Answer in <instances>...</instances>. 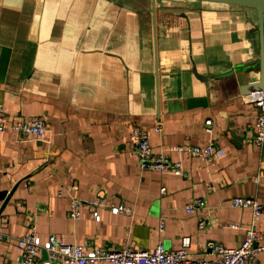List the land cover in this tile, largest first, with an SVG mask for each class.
Instances as JSON below:
<instances>
[{"label": "crops", "instance_id": "1", "mask_svg": "<svg viewBox=\"0 0 264 264\" xmlns=\"http://www.w3.org/2000/svg\"><path fill=\"white\" fill-rule=\"evenodd\" d=\"M259 55L252 8L0 0V103L13 120L41 115L46 125L44 140L8 125L0 133V191L14 188L3 207L0 200V264H19L16 238L32 225L41 242L58 234L67 244L153 250L188 238L196 257L208 242L237 247L252 210L230 199L264 202V142L254 144L258 110L246 90L260 78ZM135 125L154 154L180 144H212L223 154L206 162L167 151L187 177L140 170L131 151ZM97 196L129 206L132 216L98 206V220L87 207L78 220L67 217L72 197ZM196 198L205 206L189 213ZM199 214L208 216L204 229ZM257 228L264 234V212ZM253 264H264V251Z\"/></svg>", "mask_w": 264, "mask_h": 264}, {"label": "built area", "instance_id": "2", "mask_svg": "<svg viewBox=\"0 0 264 264\" xmlns=\"http://www.w3.org/2000/svg\"><path fill=\"white\" fill-rule=\"evenodd\" d=\"M248 102L253 103L257 116L253 127L254 144L260 147L264 142V87L251 92L247 96ZM206 128L210 131L211 120H205ZM7 125L21 137H31L44 140L46 134L45 118L41 115L19 117L11 119L5 113L3 104L0 103V133L5 132ZM161 131V125H155ZM131 151L137 158L140 170H151L187 177L182 161H172L166 154L167 151L177 152L192 160L212 162L220 157L223 151L212 144L198 145H172L162 152L154 154L151 150L148 134L138 126H134L130 134ZM258 177H255L257 179ZM162 188L161 191H164ZM98 206L105 207L113 213L132 216V210L124 204L115 205L103 197L97 196L92 200H81L76 197L70 199L67 217L72 220L80 218V209L87 207L93 218L99 219L96 211ZM205 206L202 198H196L185 206L189 213H197ZM232 207H249L252 210V220L246 226L245 238L237 247H226L217 242H208L207 250L202 256L196 257L189 250V239L184 238L179 248H166L158 243L153 250L135 249L129 245L118 247L95 246L93 244H67L58 234H51L45 242H41L35 227L29 226V231L16 238V245L20 250L19 264H253L259 253L264 251V234L257 228L260 214L264 212V202L247 197H232ZM209 224L207 214H199L197 227L204 229ZM160 230L164 228V220L160 221ZM44 252L45 259L40 258Z\"/></svg>", "mask_w": 264, "mask_h": 264}, {"label": "water", "instance_id": "3", "mask_svg": "<svg viewBox=\"0 0 264 264\" xmlns=\"http://www.w3.org/2000/svg\"><path fill=\"white\" fill-rule=\"evenodd\" d=\"M114 1V0H112ZM207 2L223 3L228 5L252 8L257 11L258 14V29H259V39H260V55L258 60V68L260 70V78L256 82H252L246 85V90L248 93L252 91L260 90L264 87V42H263V30H264V0H200ZM117 2V0H115ZM155 5V0H153V8ZM14 188L10 191L1 190L0 200L3 201L2 207L7 203L10 195L12 194Z\"/></svg>", "mask_w": 264, "mask_h": 264}]
</instances>
